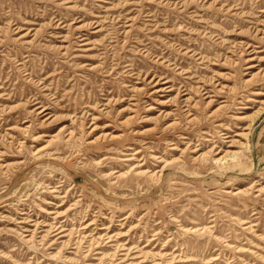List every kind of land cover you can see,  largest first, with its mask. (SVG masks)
Returning <instances> with one entry per match:
<instances>
[{"label": "rangeland", "instance_id": "rangeland-1", "mask_svg": "<svg viewBox=\"0 0 264 264\" xmlns=\"http://www.w3.org/2000/svg\"><path fill=\"white\" fill-rule=\"evenodd\" d=\"M0 264H264V0H0Z\"/></svg>", "mask_w": 264, "mask_h": 264}, {"label": "bare ground", "instance_id": "bare-ground-1", "mask_svg": "<svg viewBox=\"0 0 264 264\" xmlns=\"http://www.w3.org/2000/svg\"><path fill=\"white\" fill-rule=\"evenodd\" d=\"M256 57V56H255ZM224 86V85H223ZM200 87V86H199ZM190 104V103H189ZM55 118V117H54ZM216 159V158H215ZM48 230V229H47Z\"/></svg>", "mask_w": 264, "mask_h": 264}]
</instances>
